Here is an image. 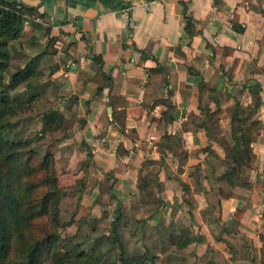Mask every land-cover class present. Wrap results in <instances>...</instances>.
I'll return each instance as SVG.
<instances>
[{"label": "crops", "instance_id": "0c3cea01", "mask_svg": "<svg viewBox=\"0 0 264 264\" xmlns=\"http://www.w3.org/2000/svg\"><path fill=\"white\" fill-rule=\"evenodd\" d=\"M3 1L31 11L12 45L22 66L40 71L41 85L58 98L53 109L75 117L58 152L72 172L86 163L75 178L83 174L90 185L79 201L89 216L100 219L110 210V222L118 210L120 223L128 219L134 227L189 228V243L177 251L187 264H260L264 0ZM215 48L233 52L222 70ZM95 58L109 87L96 76ZM201 82L215 90L205 97L207 108L199 101ZM163 100L172 105L170 122ZM236 106L259 124L253 162L241 166L240 176L227 174L230 186L219 179L232 165L231 149L242 148L232 137ZM203 108L220 111L215 124ZM140 177L154 181L152 204L141 199ZM239 177L261 186L238 185Z\"/></svg>", "mask_w": 264, "mask_h": 264}, {"label": "trees", "instance_id": "16d2710c", "mask_svg": "<svg viewBox=\"0 0 264 264\" xmlns=\"http://www.w3.org/2000/svg\"><path fill=\"white\" fill-rule=\"evenodd\" d=\"M31 13L26 6L22 4L9 3L0 0V264H46L45 260L49 261V264H71L72 257L67 254H61L57 250L59 236L56 234V228L58 226V206L55 199L58 202V197H56V192L59 187L62 186V182L57 176L59 172L57 170L58 166L62 164L60 158H56L55 154L58 152L59 146L63 140L68 137L62 136L61 140H56L47 149L44 155L43 165L44 168L49 167L50 175L47 185H50L49 192L42 196V204L40 208V215H48V213L54 211L53 224H51L52 229L50 230V235L46 236L42 241L36 240L30 233V223L36 217L34 206L27 210L20 203L18 194V189L15 184V189H11L10 183L13 177L18 176L16 169V162L21 163L24 157L29 159V152H20L18 150L19 144H12L9 142L7 135L10 130L13 129V125L10 119L14 112L22 107L21 105L14 104L9 98V93L17 89L20 85L26 83L28 80H36L35 76H39L34 70L28 69L26 71H15L10 75L9 82L4 83V74L9 68V44L16 41L22 32L25 14ZM189 23L187 22V30ZM264 39V36H263ZM216 53H220L221 56V70L224 68L225 59L233 54L231 50H226L223 48H215ZM95 61L99 65V70L97 71V77H99L104 85L110 86L111 80L102 72V62L99 58H95ZM98 85H100L97 82ZM31 83L28 82L26 87H30ZM100 88V86H99ZM257 88V87H256ZM215 90L212 88V82L205 83L201 82L199 84V101L204 108H207L205 104V97L208 93H213ZM257 92V91H256ZM161 104L165 105L167 108L164 117L170 122L172 120L168 113L172 111V105L169 104L167 100L161 101ZM261 105L259 98L255 100V109ZM202 109L207 121L211 124L217 122L219 116V110L214 111L209 114L207 110ZM238 106H236V111L231 118V125L233 129V139L240 140L242 142V148L237 150L235 148L231 149V160L232 165L229 166L222 174L221 179L227 181L230 186L234 185V182L227 176L228 173L240 176L241 166L250 167L253 162L254 155L250 145L255 139V129L257 128L259 122L257 120H252L251 115L247 117H241L237 112ZM209 111V109H208ZM74 116H69L65 118L59 114L56 110H51L44 114L42 117V132L43 134H52L66 130L67 126H70L69 130L72 128ZM122 130V125H120ZM8 151V152H6ZM6 153V154H5ZM5 154V155H4ZM35 155V154H34ZM91 156L90 154H88ZM9 163L13 165V169L6 174L5 166ZM153 162H151L152 164ZM57 166V168H55ZM27 171H30L26 168ZM48 170H46L47 172ZM60 173V172H59ZM61 174V173H60ZM5 179H7L8 184ZM154 181L148 177L139 178L138 188L141 192V199L145 204H152L155 201V193L152 190V184ZM237 184L243 187H251L256 190L261 186L259 183L248 184L240 181V177L237 179ZM33 190V185H32ZM27 189L26 192H28ZM112 200V199H111ZM79 211H85L88 214L89 209L79 207ZM104 215V213H103ZM121 216L119 211H114L113 218L108 224V229L110 230V237L115 236L114 242L116 240L115 228L118 223H120ZM190 230L182 231L177 235L175 239L178 250L183 249L190 241L192 237ZM261 240L263 246L261 249L260 264H264V235H261ZM121 256L124 255L123 252L120 253ZM157 256H152L149 254L148 250L142 253V255L135 258L123 259V264H155ZM86 255L84 253H79L76 255L75 261L81 264H96L100 259L93 261H87ZM121 261V260H120ZM73 264V263H72Z\"/></svg>", "mask_w": 264, "mask_h": 264}, {"label": "rangeland", "instance_id": "374dc122", "mask_svg": "<svg viewBox=\"0 0 264 264\" xmlns=\"http://www.w3.org/2000/svg\"><path fill=\"white\" fill-rule=\"evenodd\" d=\"M13 42L8 47L10 60L8 71L4 74V83L7 84L9 82L10 75L15 71L24 72L31 69L38 73L39 76H35L36 80H28L9 93L12 103L22 107L18 108L10 119V122L14 125L13 129L8 132L7 138L10 143L20 145L18 148L20 152H29V159L24 157L21 163L16 162L18 176L15 175L13 177L10 187L15 189L16 184L18 189L17 196L24 208L29 210L32 206L35 207L36 217L29 225L30 233L36 240L42 241L46 236L50 235L51 224L54 222L52 219L53 210L48 215L38 214L40 212L38 207L42 204V196L49 192L51 188L50 185H47L48 180L50 179L51 181V177L49 178L50 170L45 165L44 168L41 167L43 165L42 158L46 154V149L53 142L61 140L62 136H67L72 129L69 131L70 126H67L63 133L60 131L58 133L43 134L42 117L45 113L57 109L55 107L59 103L57 101L58 98L51 99L49 93L52 90L49 89L47 84L41 85L43 78L40 71L32 69L28 65L22 66L23 62L19 57L18 44L12 45ZM28 82L31 83L30 87H26ZM172 142L176 145L178 144L177 141L172 140ZM65 150L67 148L63 151ZM55 156L62 160V164L58 168L55 166L61 173L58 172L57 176L62 182V186L56 192L58 202L55 199L53 200L58 206L56 234L59 239L57 250L61 254H67L72 257L71 262L73 264H81L75 261L76 255L79 253L86 255L85 259L87 261L84 262L87 263L99 258L100 261L96 264H123V259L138 257L147 250L152 256H157V253L163 256H157L155 264H187V256H178L177 251L179 250L174 241L176 242L175 239L179 233L182 231L187 232L189 228H175L174 230L172 229L173 231L171 230L172 232H169V229L165 230L160 224L151 228L144 226L134 227V224L130 225L129 220L125 219L118 223L115 228L117 242H114L115 236L114 238L113 236L110 237L111 233L108 229L110 210L105 211L100 219L91 218L85 211H79V207L81 208L79 201L90 185H86L83 174L82 177H75L78 175L76 171L79 169V165V171L83 172L85 171L86 163L77 164L76 170L72 172V169L69 170V166L65 163L66 157L60 156L59 152ZM26 168L30 171H27ZM12 169L13 165L7 163L5 166L6 174ZM46 170L48 171L46 172ZM5 181L8 184L7 179ZM240 181L246 183L245 180L240 179ZM32 185L33 190L31 188ZM27 189H29L28 192H26ZM156 210L157 208L155 213L158 211ZM140 222V220L137 221L136 225L140 224ZM147 230L150 241L146 244L143 241L147 239ZM140 231L142 232L141 237H139ZM153 235H155V238L151 239ZM138 238H140V243L138 242L139 240L135 241ZM121 252L124 253L123 256L120 255ZM45 261L46 264H49L48 260Z\"/></svg>", "mask_w": 264, "mask_h": 264}, {"label": "built area", "instance_id": "2783aa9c", "mask_svg": "<svg viewBox=\"0 0 264 264\" xmlns=\"http://www.w3.org/2000/svg\"><path fill=\"white\" fill-rule=\"evenodd\" d=\"M123 16L125 17V18H127V15H126V13H123ZM126 23H128V21L126 20Z\"/></svg>", "mask_w": 264, "mask_h": 264}]
</instances>
